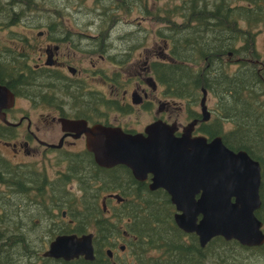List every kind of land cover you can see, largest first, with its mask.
I'll list each match as a JSON object with an SVG mask.
<instances>
[{"label": "trees", "instance_id": "16d2710c", "mask_svg": "<svg viewBox=\"0 0 264 264\" xmlns=\"http://www.w3.org/2000/svg\"><path fill=\"white\" fill-rule=\"evenodd\" d=\"M32 1L24 0L25 8L31 7ZM117 1L119 5L103 8L106 15L114 9L127 13L137 4L146 14L151 13L148 0ZM160 10L164 15L158 16L166 26L158 33L169 43V59L154 62L153 73L169 96L189 98L194 102L201 88L216 96L217 115L200 131L211 137L221 136L228 148L244 150L260 163L261 206L255 214L262 221L264 230V64L260 63L254 45V29L264 26V0H175L172 6L156 11ZM5 11L11 14L10 8L0 5L1 16ZM56 20H51L48 25L61 26ZM19 59L18 53L6 58L0 56V83L13 91L15 86L36 88L35 82L39 78L25 80L22 75L25 72L32 74V69L21 65ZM223 121L232 124L227 132L222 131ZM9 135L12 131L0 129V139ZM68 156L72 164L66 174L50 182L43 170L32 165L12 164L0 152V264H31V256L39 255L45 245L46 240L37 239L44 237H39L40 233L52 238L58 229L67 231L71 227L60 222V210L64 207H68L65 208L68 213L74 210L75 231L94 228L102 254H98L93 262H58L41 256L42 264H104L101 259L105 252L101 248L110 246L107 238L117 234L119 236L115 238L130 237L127 245L140 262L148 251L160 252L154 262L147 264H246L244 258L233 256L234 246L253 251L258 256L264 255V243L246 247L220 236L200 247L195 234L183 232L174 223V206L168 196L148 191L142 182L131 176L126 166L107 169L95 164L89 154ZM90 167L96 174L92 177L94 180L103 176L104 181L109 176L111 183L121 185L123 201L113 209V216L118 220L125 217L126 229L120 230L119 221L108 218L98 202L100 190L114 186L102 184L93 189V181H85L83 172ZM120 176L127 180L125 186L121 184ZM71 177L82 185L83 194L76 198L65 187ZM67 197L70 203L73 202L72 206L68 205ZM59 214L60 219H57ZM40 221H45V226H40ZM124 231L128 236L123 234ZM208 250L210 255L205 253Z\"/></svg>", "mask_w": 264, "mask_h": 264}, {"label": "flooded vegetation", "instance_id": "af4514ba", "mask_svg": "<svg viewBox=\"0 0 264 264\" xmlns=\"http://www.w3.org/2000/svg\"><path fill=\"white\" fill-rule=\"evenodd\" d=\"M98 2L104 4L101 7V13L106 15L103 10V8L108 7L106 2L103 0ZM137 7L133 6V8ZM22 13L18 12L16 14L22 15ZM8 23L13 22L8 21ZM101 23L108 24L109 21L104 17ZM117 30L119 28L114 26L71 28L66 25L58 27L49 25L36 27L32 25L23 26L18 30L11 29L8 39H0V56L6 58L18 53L20 58L18 62L32 69V74L25 72V75H22L23 78L25 80L39 78L35 82L36 88L28 89L15 86L14 91L9 88L15 96L14 105L4 109L6 122L0 119V129L12 131V135L2 136L3 139H0V142L4 146L11 145L13 155L21 154V156L29 158L46 155L49 150L77 154L75 153L77 151L69 150L68 147L79 144L83 147L81 153L89 154L94 162L92 153L90 154L86 149V134L82 132L78 135L75 129H68L65 125L63 126L64 120L85 122L88 127L95 124L117 127L131 134L144 133L149 124L162 120L169 124H176L175 135H180L189 122L196 120L192 132L193 136L204 135L208 139L215 137L200 131L201 127H206L214 120V113L208 109L207 105L208 92L206 94V105L209 111L208 119H203L201 108L200 110H193L186 106V109L185 105L183 108L181 106H178V108H182L187 119L186 123L180 122L177 117L173 120L169 119L171 115L168 116V119L166 118L168 113L173 112L178 100H176V97L169 96L164 92L163 86L153 73L152 64L169 59V43L161 38L163 45L158 51L151 50L148 47L141 48L140 51L142 35L138 37L136 34L133 37L135 33L120 31L112 37V32ZM112 39L117 42L116 46L112 44ZM136 53L138 54L135 55ZM95 84L100 87L97 88ZM23 96L31 104L28 108L30 107L32 110L27 113V107L23 108L25 110L16 119L17 112L20 111L17 102ZM36 96L39 98L38 101H35ZM201 96L198 99L199 107ZM178 99L186 100L187 104L196 102L190 101L189 98ZM41 109L42 111L36 112V115L32 118L31 113L34 110ZM137 109L152 113L151 119L141 128L130 125L128 121H123L125 115L134 113ZM21 126H24V131L19 134L16 130ZM10 137L12 138L8 139ZM19 138L21 140L17 143L15 139ZM55 138L56 142H54ZM68 167H66L67 171ZM129 172L133 177L130 169ZM65 174V171H60L56 176L60 177ZM150 181L151 175L148 174L145 180L139 182H142L150 192L165 193L170 200V196L165 189L161 187L150 189ZM105 188L106 192L100 198V205L108 217L111 214L108 203L118 202L115 196H119V192L113 187ZM122 199L120 202L123 201ZM56 209H58L57 206ZM67 211V209L60 210L61 218L63 222H66L69 226L71 225V227L67 231H64V228L58 229L54 232L52 238L59 234L75 233L81 235L92 232L94 259L88 260L83 256L70 260L43 258L57 260L58 262H93L98 254H102L96 242L94 228L75 231L73 229L75 220L70 218ZM175 211L174 206L172 216H174ZM126 220L128 221V219ZM123 234L128 236L125 231ZM107 240L110 239L107 238ZM116 241H118V238H116ZM105 247L106 245L101 250H104ZM113 248L111 246L105 249V255L101 259L104 264H118L116 260H122L124 258L122 255L126 253L129 247L127 243L121 244L118 253ZM108 249L110 253H108ZM136 260L138 263L135 264H142L138 259Z\"/></svg>", "mask_w": 264, "mask_h": 264}, {"label": "water", "instance_id": "95a60500", "mask_svg": "<svg viewBox=\"0 0 264 264\" xmlns=\"http://www.w3.org/2000/svg\"><path fill=\"white\" fill-rule=\"evenodd\" d=\"M201 91L200 108L206 120L207 91ZM14 99L11 90L0 83L1 120L6 122L4 109L12 107ZM195 123L189 122L180 135H175L176 124L162 120L149 124L144 133L135 134L101 124L88 127L85 122L72 120H64L63 126L75 129L78 135L86 134V149L98 166L124 165L138 181L150 174L149 188L167 191L176 209V226L195 233L201 247L216 236L246 247L261 246L263 224L255 214L261 206L260 163L244 150L228 148L221 136H193ZM92 238V232L59 234L42 256L64 260L83 256L92 260Z\"/></svg>", "mask_w": 264, "mask_h": 264}, {"label": "rangeland", "instance_id": "374dc122", "mask_svg": "<svg viewBox=\"0 0 264 264\" xmlns=\"http://www.w3.org/2000/svg\"><path fill=\"white\" fill-rule=\"evenodd\" d=\"M16 1H19V2H16ZM103 1L106 2L107 6H110V5L117 6L120 4V2L117 0H103ZM174 1L175 0H148V6L151 11V13L149 14H146L145 12L140 10L139 7L137 8L131 7L129 12L127 13L124 12L123 10L114 9L115 10L114 12L113 10L108 11L109 14L106 16L101 13V9H102L101 7L104 4L99 3L98 0H33L31 7H27V8H25L24 0H0L1 6H5V8L11 9V14L5 11L6 13H2L5 15L3 16L0 15V39H8L11 29L18 30L19 28L23 26H32V25L33 26L38 25V27H41V26L44 27V26H47L51 20H54L55 18H57L56 21H58L60 25L70 26L71 28H80V27H88V26H96V27L114 26V27L119 28V30L112 32L113 33L112 37H114L116 33H119L120 31L128 32V33H135L133 37H135L136 34L138 35V37L142 35V40L140 41L142 45L139 47V50L141 51V48L144 49L145 47H148L151 50L158 51L160 47L163 45L162 39H161L162 36L158 33V31L161 27L166 26V24L163 22V19L158 16V14L164 15V13L161 10L160 12L156 10L159 8L172 6V2ZM134 6H139V4L134 5ZM18 12H23V13L22 15H17L16 13ZM103 16L106 18V20L109 21L108 24L101 23L104 20ZM174 17L177 19V16H174ZM8 21H11L13 23L10 24L8 23ZM138 23L140 24L137 25ZM241 24L245 26L244 23H241ZM137 26H140V27H137ZM256 29H254L256 31L254 45H255V49L257 51V56H258L260 63L264 64V26L257 27ZM111 42L114 46H116L117 42L115 40L112 39ZM137 54L138 53H136L135 55ZM255 66L259 68V65L256 64ZM232 67H235V66L233 65ZM262 74L264 76V72H262ZM95 86L97 88L100 87L97 84H95ZM200 96H201V93L199 92L196 96L197 97L196 102L195 101H194L195 103L190 102V104H187L186 100L184 99L181 100V99L176 98V100H178L177 106H175L171 114L168 113L166 118L168 119L169 118L168 116L171 115L169 119L173 120L174 118L177 117L180 122L186 123L187 119L185 118L183 114V110H182L183 106L185 105V107L187 106L188 108H192L193 110H200V107L198 105L199 103L198 99ZM207 96H208V101H207L208 109L214 113L213 116L215 119V116L217 115V112H218L217 111L218 100L216 96L211 92H208ZM35 99H36L35 101H38L39 100L38 96H36ZM263 100H264V97L262 101ZM29 105L31 104L24 96L18 100L17 106L20 107V111L17 112L16 119L18 118V115L25 110L23 108L27 107V110H26L27 113L28 111L30 112L32 110V108L30 107L28 108ZM178 106H181L182 108L179 109ZM41 111L42 109L37 110V111L34 110L31 113L32 118H34V116L36 115V112H41ZM151 115L152 113H148L147 111H144L142 109H137L135 110L134 113H129L125 115L123 117V121H128L130 125L135 126L137 128H141L145 123H147L151 119ZM231 125L232 124L230 122L223 121L222 131L223 132L229 131V129L231 128ZM23 127L24 126H21L20 128H18L16 132H19V134H21L24 131ZM46 137L48 136L46 135ZM11 138L12 137L8 139H11ZM15 140L18 143L21 139L19 138ZM54 142H56V138L54 139ZM82 148L83 147L80 146L79 144H77L74 147H68L69 150L77 151L75 152L77 154L78 153L82 154L81 153L83 152ZM0 152L6 159L11 161L12 164L32 165L33 167L39 170H43L46 173V176L50 182H53L56 178H58L56 176L58 172L60 171L67 172L66 167L72 164L68 155L73 154V153H62V152L49 150L48 152H46V155H42V156L38 155L36 157H29V158L23 157L21 156V154L15 156L13 155V152H12V146L11 145L4 146L1 142H0ZM94 173H95L94 168L91 169V167L85 169L83 172V175L86 177L85 181H93L91 185L93 189L97 187H101L103 185L110 186L112 184L114 188L116 187V191L119 192L118 195L120 197V200L122 199L121 195L123 193L120 188L121 185L118 182L111 183L110 182L111 178L109 176L105 177L104 181L102 178L103 176H99L98 180H94L92 178L94 175H96ZM120 178L122 180L121 184L125 186L127 184V180H123L121 176ZM58 182L56 184H58ZM81 186L82 185L79 182V180H77L74 177H71L70 181L69 182L66 181L65 183V187L68 190H70L71 194L75 198L83 194V190ZM48 189H49V186H48ZM105 189L106 188L100 190V194L98 198L99 203H100L101 196L106 192ZM66 199H67L66 201L68 205L72 206L71 203L73 202L70 203L69 197H67ZM120 200H117V201L120 202ZM118 202L113 201V202L108 203V208L111 209V214L108 216V218L112 219L113 222L119 221L120 230H124L126 229V226L124 225L125 217H123L122 220H118L116 217L113 216L114 215L113 209L118 208ZM65 208L68 209V207H64L63 209ZM73 212L74 210L69 211V215H71L70 218H72ZM57 219H60V214L57 216ZM60 222H63V221L60 220ZM39 223H40V226H45L44 225L45 221H40ZM42 235H44V237ZM48 235H46V233L43 232L39 234V237L42 236V238H37V239L46 240L42 251L48 247V244L51 241L50 239H53V238H49ZM117 236L119 235L117 234V235L109 236L110 242L112 244L111 246L112 248L114 247L113 249L116 253L119 252V246L121 244L130 243L129 242L130 237H128V239H125V238L123 239L121 237H118V241H116L115 237ZM111 246H106L103 251H105L106 248H110ZM234 247L235 249L232 250V254H234L233 256H237L238 259L244 258L243 259L244 263L264 264V255L258 256L253 251L239 249V247L237 246H234ZM217 249L220 251L222 250L221 248H217ZM131 250L132 249L128 248L126 250V253L122 255L124 258L122 260L117 259L116 262L118 264L138 263L136 260L137 258H135L134 256L135 254H133ZM215 250L216 249H214V253H216ZM42 251L39 253V255H35L34 257L31 256V259L29 260L31 261V264L44 263V260L41 257ZM205 253L207 255H210L209 250ZM159 255H160V252L158 250L153 249L145 253L142 256L141 261L143 264H147L149 261L154 262V258L159 257Z\"/></svg>", "mask_w": 264, "mask_h": 264}]
</instances>
